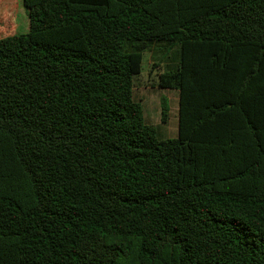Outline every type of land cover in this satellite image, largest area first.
I'll return each instance as SVG.
<instances>
[{
	"label": "trees",
	"instance_id": "16d2710c",
	"mask_svg": "<svg viewBox=\"0 0 264 264\" xmlns=\"http://www.w3.org/2000/svg\"><path fill=\"white\" fill-rule=\"evenodd\" d=\"M0 0V264H264V0ZM146 53L178 136L135 98ZM166 108L163 121H166Z\"/></svg>",
	"mask_w": 264,
	"mask_h": 264
},
{
	"label": "rangeland",
	"instance_id": "374dc122",
	"mask_svg": "<svg viewBox=\"0 0 264 264\" xmlns=\"http://www.w3.org/2000/svg\"><path fill=\"white\" fill-rule=\"evenodd\" d=\"M17 2L15 32L21 34L29 29V18L22 0ZM160 71L154 67L152 53H146L143 72L136 80L135 98L142 104L145 123L157 127L160 135L168 138L178 136L179 93L176 90L158 87ZM167 118L163 121V112Z\"/></svg>",
	"mask_w": 264,
	"mask_h": 264
}]
</instances>
